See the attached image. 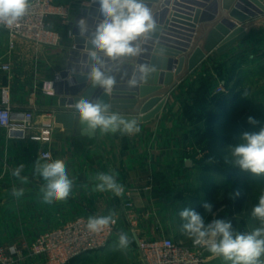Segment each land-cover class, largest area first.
I'll return each instance as SVG.
<instances>
[{
	"label": "crops",
	"instance_id": "0c3cea01",
	"mask_svg": "<svg viewBox=\"0 0 264 264\" xmlns=\"http://www.w3.org/2000/svg\"><path fill=\"white\" fill-rule=\"evenodd\" d=\"M55 1L72 7L68 20L57 16L48 19L50 27L61 34L57 46H46L17 38L14 48H11L7 33L0 29V103L6 97L15 110L35 109L37 121L41 120L43 114L52 115L55 122L51 145L52 159L65 162L70 178L74 179V185L68 199L56 201L51 205L42 203L40 187L44 181L33 171L37 159L45 160L39 155L38 144L10 137L8 131L0 127V246L10 260L9 264H45L42 255L32 254L29 250V245L38 236L77 218L104 216L110 212H114L115 217L119 219V227L114 234L116 243L103 250L89 252L87 256L75 258L69 264H114L121 232L132 238L131 244H134L133 239L138 237L159 239L165 236L191 244L193 241L181 230L183 221L179 217V211L184 208L195 210L208 222L202 205L205 202L213 205L217 197L222 198L225 189L236 183L235 180L242 175V171L233 166L235 172L231 176L225 171H210L203 166L198 167L196 160L203 162L208 150L196 142L193 134L196 126L188 121L183 105L186 101H191L189 89L203 77L212 75L216 89L219 85L225 89L224 82L216 75L215 67L232 55L240 53L246 59L242 66L244 81L239 87L238 99L215 125L217 135L226 144L223 150L217 151L225 157L227 146L236 143L240 133L249 131L251 124L246 121L247 117L252 116L260 124H264V16L244 23L248 31L246 36L223 52L213 51L208 54L197 67L186 73L167 95L164 93L167 87L163 85L164 89L150 93L148 96L162 94L166 98L164 106L154 117L139 120L143 116L140 108L146 97L137 96L138 102L132 107L111 108L126 119L137 118L141 127L139 133L121 135L115 132L104 135L99 129L91 131L86 123L77 122L74 106L61 107L59 96L45 95L41 91L42 83L54 78L63 68V55L73 46L74 37L70 34L69 21L81 8L90 4V0ZM160 3L161 0L151 2L152 13L156 9L161 10ZM181 6L183 8L180 7L178 16L187 17L186 13L189 11L185 8H193L195 5L186 0ZM164 9L167 13L160 22L163 27H169L168 24L172 23L175 14L172 1ZM175 20L188 22L178 17ZM174 24L182 26V23ZM199 26L198 22L196 30ZM163 31L164 29L160 37ZM139 43L142 47V40ZM150 46L152 49L149 52L153 54L158 43ZM138 58L139 56L125 58L114 62V65L127 63L138 67ZM143 60L147 59L143 57ZM5 62L10 63L9 70L2 68ZM177 62L178 57L176 64ZM154 67H157V64ZM160 67L163 68V65ZM126 75L127 73L125 78ZM148 78H151V74ZM147 82H143L142 86H147ZM111 91L107 93L110 94ZM245 92L247 96L244 95ZM20 164L24 165L21 175L28 177L27 183H21L11 174ZM109 170L117 174V181L124 186L122 196L95 190L90 178L98 172ZM206 173H217L226 176L228 181L233 179L234 182L230 185L225 182L220 185L215 181L219 193L216 192L215 198L210 199V187L208 188L207 182L209 174ZM247 174L251 175L248 172ZM13 188H23L24 194L17 198L12 194ZM127 201L134 204L133 211L137 216L135 226L131 225L126 213ZM218 210L221 212L216 214L215 218L231 220L233 226L235 223L239 226L242 222V210L235 211L233 198L230 202L223 203ZM129 249L128 247L126 250L132 252ZM138 257L136 264H144ZM205 264L226 262L207 251Z\"/></svg>",
	"mask_w": 264,
	"mask_h": 264
},
{
	"label": "clouds",
	"instance_id": "9594fccd",
	"mask_svg": "<svg viewBox=\"0 0 264 264\" xmlns=\"http://www.w3.org/2000/svg\"><path fill=\"white\" fill-rule=\"evenodd\" d=\"M93 2L99 6L100 19L87 40L92 46L87 55L94 62L87 75L93 86H99L107 93L113 89L116 77L103 70L106 65L104 58L120 62L128 57H138L143 51L139 41L146 40L155 31V21L144 0ZM32 6L33 0H0V26L12 27L17 24ZM78 27L80 35L84 36L88 32L87 19L81 18ZM137 71L140 73V80L146 83L156 68L140 64ZM136 84L135 77L129 80L130 86ZM244 95L247 96V92ZM74 109V115L80 123H86L91 131L99 129L104 135L115 132L134 135L141 131L137 118H124L99 98L95 101L78 99ZM247 122L253 126L260 123L252 116L247 117ZM208 163H216V160L210 157ZM224 163L253 176H264V126L259 131L240 133L237 142L227 146ZM23 171L24 165L20 164L11 174L21 183H27L28 177L21 175ZM33 171L44 181L40 187L42 203L51 205L68 199L72 194L74 179L70 178L63 160L37 159ZM90 179L97 192H111L116 196L124 194V186L117 181V174L112 170L98 172ZM12 194L19 198L24 194V189L13 188ZM239 195L238 191L233 192L231 198ZM202 206L206 213L214 215L211 203L205 202ZM250 215L259 222V226L250 232H241L234 228L231 220L214 218L206 222L204 216L195 210L184 208L179 211V217L183 221L181 230L195 245L205 247L213 256L221 257L226 264H264V193L259 196ZM114 217V212L104 216H89L86 228L89 232H100L116 223ZM131 242L132 238L127 233H119V248L126 249Z\"/></svg>",
	"mask_w": 264,
	"mask_h": 264
},
{
	"label": "water",
	"instance_id": "95a60500",
	"mask_svg": "<svg viewBox=\"0 0 264 264\" xmlns=\"http://www.w3.org/2000/svg\"><path fill=\"white\" fill-rule=\"evenodd\" d=\"M153 1L160 0H144V3L151 9ZM171 1L175 14L172 23L168 24L169 27H163L161 22L167 13L164 8ZM183 1L186 0H161L159 7L161 10L156 9L152 13L155 31L150 33L146 40H142L143 51L137 59L139 65L157 64L156 71L151 74L150 79L148 78L147 86H142L143 82L140 80L137 66L127 63L114 65L116 61L104 58L106 65L103 70L116 77V83L110 94L105 93L99 86H93L87 75L94 63L87 55L88 49L92 47L87 40L99 22V6L90 1L89 6L81 8L69 21L70 34L74 37L73 46L63 55L64 66L59 71V79L54 82V94L59 96V105L74 106L81 98L92 101L99 98L110 105V108L117 109L134 106L138 102L137 96L146 97L140 108L143 116L139 120H148L162 109L166 102L165 95L186 73L197 67L208 54L213 51L223 52L246 36L248 31L244 23L264 16V0H188L195 6L185 8L189 11L186 13L187 17L178 16L180 7L183 8L181 6ZM177 17L188 22H178L175 20ZM81 18H86L88 23V32L84 36L80 35L78 27ZM198 22L200 26L196 30ZM174 23H182V26ZM163 29L164 36L160 37ZM154 43H158V46L151 54L150 44ZM143 57L147 60H143ZM176 57H178L177 64ZM161 65L163 68L160 67ZM133 75L137 84L130 86L129 80ZM162 85L167 87L164 96L162 94L148 96L152 92L164 89ZM75 118L79 122L78 117Z\"/></svg>",
	"mask_w": 264,
	"mask_h": 264
},
{
	"label": "built area",
	"instance_id": "2783aa9c",
	"mask_svg": "<svg viewBox=\"0 0 264 264\" xmlns=\"http://www.w3.org/2000/svg\"><path fill=\"white\" fill-rule=\"evenodd\" d=\"M93 1V0H90ZM72 11L69 4L55 0H33L29 12L12 27L0 26L8 36L9 45L14 48L17 38L34 41L46 46H57L61 34L50 27L48 19L57 16L68 20ZM2 68L9 70L10 63L5 62ZM59 79V72L54 78L45 80L41 91L45 95L54 94V82ZM217 91L223 90L219 85ZM50 113L43 114L37 121L35 109L15 110L8 98L0 103V127L8 131L10 137H17L35 142L39 146V155L47 160L52 159L51 145L55 132V122ZM133 202L125 203L126 213L132 226L136 225L137 216L133 211ZM116 223L100 232H89L86 228L88 218L80 217L38 236L30 245L32 254L42 255L45 264H69L78 256L101 249L108 244L117 232L119 219ZM137 247L145 264H205L207 250L203 246L185 244L171 237L147 239L138 237ZM10 260L0 246V264H9Z\"/></svg>",
	"mask_w": 264,
	"mask_h": 264
},
{
	"label": "trees",
	"instance_id": "16d2710c",
	"mask_svg": "<svg viewBox=\"0 0 264 264\" xmlns=\"http://www.w3.org/2000/svg\"><path fill=\"white\" fill-rule=\"evenodd\" d=\"M244 63L245 59L240 53H236L224 63L217 65L215 72L218 78L224 82L225 89L216 90L217 85L212 75L203 77L189 89L191 101H186L183 105L184 114L188 121L196 126L193 130L196 142L205 150H208L203 162L208 163L210 157L216 160V163L204 164L203 167L210 171H225L231 176L234 174L235 169L230 164H225L224 154L217 151V149L223 150L226 144L217 135L215 125L240 95L239 87L244 81L242 74ZM217 189V183L211 181L210 199L215 198ZM236 191L240 195L233 198L235 211H241L247 197L244 190L237 183H233L225 189V194L228 195Z\"/></svg>",
	"mask_w": 264,
	"mask_h": 264
},
{
	"label": "rangeland",
	"instance_id": "374dc122",
	"mask_svg": "<svg viewBox=\"0 0 264 264\" xmlns=\"http://www.w3.org/2000/svg\"><path fill=\"white\" fill-rule=\"evenodd\" d=\"M245 61H246V59H245ZM246 121H247V119H246ZM261 126H264V124L259 123L258 125H255V126L251 125L249 127V131H259V128ZM196 163H197L198 167H202V166H204V164H208V163H204L202 161H197V160H196ZM207 174H209L208 178H207V182L209 183L208 188L210 187L211 181H217L220 183V185L224 182H225V184H229V185L232 182H234L233 179L228 181L226 176H222V175H219L217 173H214V174L206 173V175ZM203 181H204V179H203ZM235 182L247 194V200H246V203L243 206V209L241 212V218L240 219L242 222L239 224V226H237V223H235L234 228L237 229L238 231H241V232H250L251 230H253L254 228L259 226V222L255 219H253L251 217L250 213H251L252 207L258 202L259 196L262 193H264V176H253L252 174L248 175L247 172L242 171V175L238 179H236ZM217 193H219V191H217ZM231 196H232V193L228 194V195L225 194L222 198L217 197L218 200L216 199L215 200L216 202L214 201V204H213L214 215L208 214V213L206 214V219H208L207 220L208 222H210L212 219H214L216 214H220L219 212H221V211L218 209H220V206L223 203L230 202L232 200ZM229 211H230V209H229ZM114 238L115 237L113 236L111 241L99 250H103V249L109 247L112 243H116V242H114V240H116V238L115 239ZM136 239H133V240H135V241H133L134 244H130L128 246L130 248L129 250H131L132 252L126 250L127 248L121 249L118 247V245L116 246L117 250L115 251V256H114L115 263L114 264H128L130 262L133 264H136V263H138L137 258H136L138 256L141 258L142 262L144 263V260L141 256V253L137 247ZM99 250H96V251H99ZM82 255L87 256V253L82 254ZM82 255L78 256L77 258L83 257Z\"/></svg>",
	"mask_w": 264,
	"mask_h": 264
}]
</instances>
